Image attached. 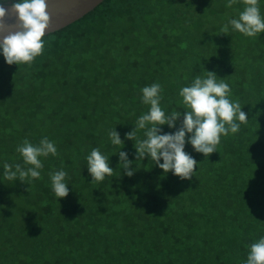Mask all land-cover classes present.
<instances>
[{"label":"trees","instance_id":"16d2710c","mask_svg":"<svg viewBox=\"0 0 264 264\" xmlns=\"http://www.w3.org/2000/svg\"><path fill=\"white\" fill-rule=\"evenodd\" d=\"M215 1L103 0L45 34L31 65L7 64L0 49L1 146L12 141L0 152V241L8 246L0 264H245L264 237V33L250 38L229 26L222 34L244 4ZM259 7L264 17V0ZM206 71L229 84L248 121L207 158L186 133L184 151L197 161L191 179L164 173L147 155L137 161L126 133L149 110L142 88L159 83L165 113L181 112L175 128L160 126L174 134L186 110L180 89ZM113 129L123 144L111 143ZM44 137L58 154L41 157L40 178L6 180V162L28 167L11 149ZM93 148L114 170L102 182L88 172ZM61 168L68 195L57 198L49 174ZM27 183L20 202L10 191Z\"/></svg>","mask_w":264,"mask_h":264},{"label":"clouds","instance_id":"9594fccd","mask_svg":"<svg viewBox=\"0 0 264 264\" xmlns=\"http://www.w3.org/2000/svg\"><path fill=\"white\" fill-rule=\"evenodd\" d=\"M235 3L236 0H228L226 7L230 8ZM243 4L244 8L239 12L238 18L230 19L221 28L222 34L227 35L229 26L250 38H256L264 33V17L260 12L259 0H243ZM47 8L46 0H13L11 12L18 21L16 30L9 31L0 41V49L7 64L31 65L43 54L45 47L43 37L50 24ZM7 12L3 4H0V31L4 30L3 20ZM206 72V77L197 75L189 86L180 89L179 96L182 97V104L186 110L182 125L174 134H159L160 126L166 124L169 128H175L181 112L165 113L161 107L162 86L159 83L142 88L141 102L150 106L149 110L140 115L134 123L133 130L126 133V139L135 141L137 161L143 160L147 155L164 173L172 171L181 179H191L197 161L184 151L186 133L191 134L188 143L193 149L207 158L217 151L222 136L237 133L240 124L248 121L246 114L241 110L239 100L230 99L229 84L224 82V79L218 81L215 73ZM140 130H143L142 139L137 136ZM108 136L113 145L123 144L115 129L110 130ZM16 151L22 156L24 165L28 167L6 162L4 178L11 182L17 178L21 182H26L29 177L39 179L40 170L43 168L41 157L58 154L54 142L47 137L42 138L38 144L24 139ZM118 154L122 167L129 169L131 161L127 159V153L119 151ZM86 159L92 182H102L106 176L113 174L114 170L109 167V157L102 154L99 148H93ZM161 159L163 163H160ZM67 175L63 168L49 174L52 191L57 198L68 195V185L65 183ZM126 175L132 176L133 171H126ZM245 264H264V237L249 246Z\"/></svg>","mask_w":264,"mask_h":264},{"label":"water","instance_id":"95a60500","mask_svg":"<svg viewBox=\"0 0 264 264\" xmlns=\"http://www.w3.org/2000/svg\"><path fill=\"white\" fill-rule=\"evenodd\" d=\"M103 0H46L47 11L50 15V24L45 34L65 27L66 25L79 19L90 10L95 8ZM8 10L5 16L4 30L0 31V41L9 31L16 30L18 23L16 16L11 12L12 2H0Z\"/></svg>","mask_w":264,"mask_h":264},{"label":"rangeland","instance_id":"374dc122","mask_svg":"<svg viewBox=\"0 0 264 264\" xmlns=\"http://www.w3.org/2000/svg\"><path fill=\"white\" fill-rule=\"evenodd\" d=\"M210 2H211V4L213 5V6H215V4H216V1L215 0H209ZM230 10H232V9H230ZM228 11H229V9H227L226 10V13L227 14H229L228 13ZM206 18L208 19V15H206ZM107 57V56H106ZM102 122H104V121H102ZM104 129V128H103ZM103 129H101L100 131H103ZM118 134H119V136H120V132H118ZM0 135H2V134H0ZM1 142H2V139H0V147H2V149L0 150V152H5L6 150H8V149H10V147L12 146V141L11 140H8V141H6L5 142V144H4V146H1ZM11 145V146H10ZM115 147V146H114ZM116 149H118L117 147H115ZM114 148V152H113V154H112V156H116V153L118 152L116 149ZM17 149V147H15L14 149H11V150H16ZM113 180H115V177H114V179ZM30 187V185L28 184V185H26L25 187H23V188H18V186L15 184V186L13 187V190L12 191H10V194H12V195H14L15 197H17L18 198V200L20 201V202H23L24 201V196H25V194L28 192V188ZM31 188V187H30ZM29 188V189H30ZM37 211L39 212V213H36L37 214V216H39V214H41L42 213V211L41 210H38L37 209ZM36 216V217H37ZM7 247V248H6ZM6 247L4 246V242L3 241H0V248H4V249H0V253H3V252H8V246L6 245ZM6 248V249H5ZM11 249H14L12 246H11ZM12 260L14 259V257H10ZM4 260V258H1V262ZM3 264H5V263H3Z\"/></svg>","mask_w":264,"mask_h":264},{"label":"bare ground","instance_id":"6f19581e","mask_svg":"<svg viewBox=\"0 0 264 264\" xmlns=\"http://www.w3.org/2000/svg\"><path fill=\"white\" fill-rule=\"evenodd\" d=\"M1 2V1H0ZM86 15V14H85ZM81 22V21H80ZM78 24H80V23H78ZM61 30V29H60Z\"/></svg>","mask_w":264,"mask_h":264}]
</instances>
